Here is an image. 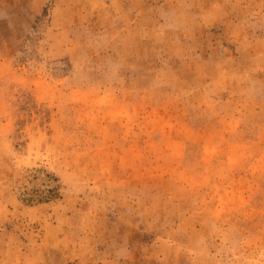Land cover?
<instances>
[{
  "label": "rangeland",
  "instance_id": "rangeland-1",
  "mask_svg": "<svg viewBox=\"0 0 264 264\" xmlns=\"http://www.w3.org/2000/svg\"><path fill=\"white\" fill-rule=\"evenodd\" d=\"M0 264H264V0H0Z\"/></svg>",
  "mask_w": 264,
  "mask_h": 264
}]
</instances>
